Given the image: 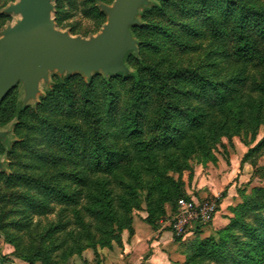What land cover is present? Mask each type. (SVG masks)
Here are the masks:
<instances>
[{"label":"rangeland","instance_id":"rangeland-1","mask_svg":"<svg viewBox=\"0 0 264 264\" xmlns=\"http://www.w3.org/2000/svg\"><path fill=\"white\" fill-rule=\"evenodd\" d=\"M20 2L0 0V38L22 26ZM116 2L46 0L69 41L60 53L92 43ZM125 29L115 71L108 57L13 89L0 115V264L38 252L34 264H264L250 233L264 242L254 216L264 217V0H137ZM180 197L221 202L177 239Z\"/></svg>","mask_w":264,"mask_h":264},{"label":"water","instance_id":"water-1","mask_svg":"<svg viewBox=\"0 0 264 264\" xmlns=\"http://www.w3.org/2000/svg\"><path fill=\"white\" fill-rule=\"evenodd\" d=\"M136 2L117 0L104 30L92 43L78 52L62 54L60 50L67 47L69 41L47 22L49 7L46 0H21L12 10L24 15L22 26L6 31V36L0 38V102L19 80H24L30 88L38 76L48 70L84 71L110 57L108 62L111 70L115 71L117 64L114 60L117 54H121L127 36L125 23ZM16 45L28 50L5 53L7 48ZM29 76L31 81L27 79Z\"/></svg>","mask_w":264,"mask_h":264},{"label":"trees","instance_id":"trees-1","mask_svg":"<svg viewBox=\"0 0 264 264\" xmlns=\"http://www.w3.org/2000/svg\"><path fill=\"white\" fill-rule=\"evenodd\" d=\"M142 29H144V27H141ZM135 29V28H134ZM239 36H240V38L241 39H238L239 41H240V45L238 46V47H236V51H235V54H236V56H243L245 53H247V52H249V46H248V44L246 43H244L243 42V38L241 37L242 36V34H239ZM144 70H145V68H144ZM138 84L139 85H144V83H143V80L142 79H139V81H138ZM262 89V88H261ZM63 91H65L64 89H63ZM14 93H15V90H13V91H11L10 93H8L7 94V96L5 97V99L3 100V102L2 103H0V115H1V113H2V111L3 110H7L8 109V107H10L11 105V102L9 101L10 99V97L12 96V95H14ZM54 96H53V94H51L50 95V99L51 98H53ZM144 99V97H143V95L142 94H139V93H137L136 95H135V98H134V116H138V112H139V101H142ZM54 102H55V100H52L50 103L47 101V99L46 100H44V102L40 105V107L44 110V109H50L51 111H53V109H54V107H53V105H54ZM28 112V111H27ZM22 115H23V113H22ZM22 115H21V117H22ZM20 117V118H21ZM45 118V117H44ZM22 119V118H21ZM43 120V119H42ZM45 120V119H44ZM44 125H46V124H48L47 123V119L45 120V121H43L42 122ZM20 124H22L23 126L25 125L26 126V123H25V120H22L21 121V123ZM39 127V126H38ZM21 144L22 145H29L30 144V141L28 140L27 142H24V141H22L21 142ZM65 144H66V146H67V148H69V149H74V142L70 139V138H67L66 140H65ZM100 148L101 149H103L104 151H105V155H107V156H109V153H108V150L106 149V147H104V146H100ZM95 161H96V164H97V166H99L100 165V163H99V161L97 160V157H95ZM108 162V161H107ZM109 166V165H108ZM22 178H24V180L25 181H27V182H29L31 185H42L43 184V181L41 180V179H39V178H37V177H34V176H30V175H23V177ZM41 178V177H40ZM44 192L46 193V194H49L48 192H49V190H47V189H45L44 190ZM59 192V195H62V192H61V190H59L58 191ZM184 197H180V198H178L176 201H175V203H174V205L172 206V209H171V214L172 213H174L175 211H176V208H177V202H178V200H180V199H183ZM220 200L218 199L217 200V203H218V208H219V205H220ZM168 213H166V215H165V219H168L169 218V216L167 215ZM254 216H255V222H256V225L259 227V229L260 228H262L263 229V231H264V217H261L259 214H254ZM249 227H250V225H248ZM203 226H197V228H202ZM246 227H247V225H246ZM168 230L169 231H171L170 230V228H168ZM250 233L252 234L251 236L253 237V238H255V239H257V238H259V240L261 241V244H263L264 242H263V240H262V236H261V234L260 233H258V228H254V227H251L250 228ZM177 239H179V237H177ZM210 241H212L211 239H210ZM220 247V246H219ZM221 248V247H220ZM225 251H221L220 253H217L216 255H215V259H217V258H219V257H224V258H222V262H226V257L224 256V253ZM204 254H205V252H203ZM38 258H39V252L37 253V255H30V256H24L23 257V259L25 260V261H28L30 264H34L37 260H38ZM220 259V258H219ZM262 262L264 263V259H262Z\"/></svg>","mask_w":264,"mask_h":264},{"label":"built area","instance_id":"built-area-1","mask_svg":"<svg viewBox=\"0 0 264 264\" xmlns=\"http://www.w3.org/2000/svg\"><path fill=\"white\" fill-rule=\"evenodd\" d=\"M217 213L218 203L215 199H180L176 211L170 216L169 228L175 236L182 237L197 226L208 225Z\"/></svg>","mask_w":264,"mask_h":264},{"label":"bare ground","instance_id":"bare-ground-1","mask_svg":"<svg viewBox=\"0 0 264 264\" xmlns=\"http://www.w3.org/2000/svg\"><path fill=\"white\" fill-rule=\"evenodd\" d=\"M22 49H26V47H24L22 45H16V46L7 48L5 50V53H14V52L19 51V50H22ZM26 50H28V49H26Z\"/></svg>","mask_w":264,"mask_h":264}]
</instances>
